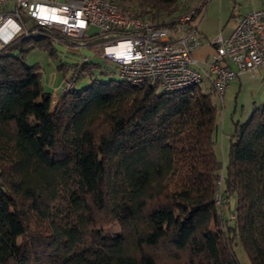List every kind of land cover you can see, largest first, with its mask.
<instances>
[{
  "label": "trees",
  "instance_id": "obj_1",
  "mask_svg": "<svg viewBox=\"0 0 264 264\" xmlns=\"http://www.w3.org/2000/svg\"><path fill=\"white\" fill-rule=\"evenodd\" d=\"M110 1L168 27L198 13L184 0ZM48 39L0 51V264H241L239 246L264 264V105L235 124L220 167L211 84L92 80L53 106L41 67L25 61L35 47L53 54ZM96 68L60 66L65 82Z\"/></svg>",
  "mask_w": 264,
  "mask_h": 264
},
{
  "label": "built area",
  "instance_id": "obj_2",
  "mask_svg": "<svg viewBox=\"0 0 264 264\" xmlns=\"http://www.w3.org/2000/svg\"><path fill=\"white\" fill-rule=\"evenodd\" d=\"M192 18L193 12H189L174 27H168L135 18L110 0H0V51L22 38L43 34L51 38L53 31L64 37L58 41L76 51L88 48L83 39L100 40L96 49L118 65L122 81L178 91L207 80L223 103L226 90L239 74H257L264 69V9L242 16L229 37L218 35L210 41L215 53L203 72L194 67L197 60L193 52L203 41L190 25ZM92 27L99 32L91 35ZM74 85V81H66L62 92ZM224 181L222 175L215 194L220 208L230 202L222 192Z\"/></svg>",
  "mask_w": 264,
  "mask_h": 264
},
{
  "label": "crops",
  "instance_id": "obj_3",
  "mask_svg": "<svg viewBox=\"0 0 264 264\" xmlns=\"http://www.w3.org/2000/svg\"><path fill=\"white\" fill-rule=\"evenodd\" d=\"M53 1V0H51ZM67 1V0H66ZM65 1V2H66ZM190 11H198L192 25L196 28L203 45L193 52L197 60L195 69L203 72L213 59L215 48L210 41L218 35L229 37L240 18L252 11L264 9V0H184ZM231 68L236 69L234 65ZM209 83L208 81H206ZM210 85V83H209ZM211 88V86H209ZM229 104L230 117L223 115L218 120L216 153L221 160L227 159V153L236 130V123H246L256 108L264 105V69L257 74L243 72L233 80L226 90L222 110ZM240 114L236 121L234 116ZM224 166V165H223Z\"/></svg>",
  "mask_w": 264,
  "mask_h": 264
},
{
  "label": "rangeland",
  "instance_id": "obj_4",
  "mask_svg": "<svg viewBox=\"0 0 264 264\" xmlns=\"http://www.w3.org/2000/svg\"><path fill=\"white\" fill-rule=\"evenodd\" d=\"M57 3H63L66 0H53ZM25 20L28 21V18L25 17ZM98 28L92 27L89 31L91 35L98 33ZM180 36V34H178ZM64 37L59 33L51 34V38L48 39L51 46L53 47V54L50 53L49 50L44 49L42 47H35L33 50H30L25 55V61L29 65L38 64L41 67L42 72V83L45 90L52 94V105L55 106L61 95L63 94L62 89L65 85V76H70V72H64L60 69V66L63 64L65 66H72L74 64H81L85 57H88L89 62L96 64L97 68L94 70L93 75H79L76 74L74 77V88L78 91L83 90L87 86L92 83V80H98L100 82H110V81H122V77L120 75V70L118 65L105 59L100 55V52L94 47H88L87 49H82L81 51H76V49H72L68 46V44L64 42H60L58 40H62ZM66 40V39H65ZM72 41V40H71ZM71 43V42H67ZM33 44V43H32ZM34 45V44H33ZM21 49H15L13 51L14 54H20ZM66 73V74H65ZM202 91L204 93H210V85L206 81L201 84ZM162 89H159L158 92H162ZM212 99L214 104L217 106L218 110V119L224 116H232L234 113L229 112V104L226 102V108L223 111L222 106L220 104L219 99L212 95ZM237 121L240 117V114L234 116ZM223 161L221 160V156L219 154V166L222 167ZM233 199V203H234ZM227 210L225 209V216H227ZM112 231H118V226L111 228ZM237 255L241 264H250V260L248 259L244 249L242 246H239L237 250Z\"/></svg>",
  "mask_w": 264,
  "mask_h": 264
}]
</instances>
